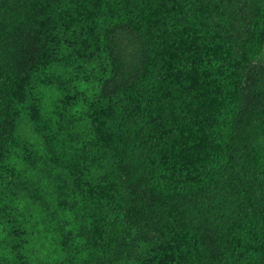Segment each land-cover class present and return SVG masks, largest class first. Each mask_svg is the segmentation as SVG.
Returning a JSON list of instances; mask_svg holds the SVG:
<instances>
[{
	"label": "trees",
	"instance_id": "obj_1",
	"mask_svg": "<svg viewBox=\"0 0 264 264\" xmlns=\"http://www.w3.org/2000/svg\"><path fill=\"white\" fill-rule=\"evenodd\" d=\"M0 264H264V0H0Z\"/></svg>",
	"mask_w": 264,
	"mask_h": 264
}]
</instances>
